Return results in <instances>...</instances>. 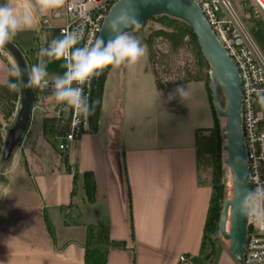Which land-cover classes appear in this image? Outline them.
Returning a JSON list of instances; mask_svg holds the SVG:
<instances>
[{"label": "crops", "instance_id": "crops-1", "mask_svg": "<svg viewBox=\"0 0 264 264\" xmlns=\"http://www.w3.org/2000/svg\"><path fill=\"white\" fill-rule=\"evenodd\" d=\"M50 12L34 19L42 23ZM39 51H22L27 66L47 60ZM47 69L50 80L62 75L64 61ZM192 74L159 79L148 48L136 65L111 67L98 132L67 152L57 149L45 112L58 103L37 97L28 138L0 161V264H85L89 226L109 229L107 264H180L182 255L193 264H238L207 231L212 185L204 162L215 116L206 79ZM178 84L189 88V98L168 102ZM85 173L96 183L92 203Z\"/></svg>", "mask_w": 264, "mask_h": 264}, {"label": "clouds", "instance_id": "clouds-1", "mask_svg": "<svg viewBox=\"0 0 264 264\" xmlns=\"http://www.w3.org/2000/svg\"><path fill=\"white\" fill-rule=\"evenodd\" d=\"M64 3L65 0H32L30 4L18 9L15 0H0V48L11 42L18 32L30 29L35 13H47L62 7ZM133 27L139 28L138 19L134 14L123 11L107 24L110 32L107 40L99 38L79 47L77 45L84 40V25L64 31L61 38L53 39L47 47L40 49L38 55L47 60L31 67L25 86L41 90L51 87L56 102L64 106L65 112L72 110L87 117L91 114V109L83 86L102 75L109 66L131 67L147 55V46L126 31ZM54 60H63L65 71L50 80L47 63ZM9 74L20 78L22 72L13 66L9 69ZM7 87L15 90L18 84L8 81ZM252 91L259 110L249 114L250 127L264 121V87L253 88ZM189 96V88L178 84L167 94V100H186ZM78 122L74 120L73 124ZM259 140L264 144V133ZM238 212L249 223L264 231V183L257 182L254 189H247L242 193ZM249 247L251 251L245 264H264V245L259 240H253Z\"/></svg>", "mask_w": 264, "mask_h": 264}, {"label": "water", "instance_id": "water-1", "mask_svg": "<svg viewBox=\"0 0 264 264\" xmlns=\"http://www.w3.org/2000/svg\"><path fill=\"white\" fill-rule=\"evenodd\" d=\"M123 11L134 14L139 21V27L151 19L164 16L183 22L196 36L202 54L212 69L210 72V89L217 116L225 120V125L222 128V137L226 142L223 147V151L226 153L224 164L231 171L233 184V196L223 204L219 232L221 237L229 243V251L236 262L242 264L249 222L239 214L238 207L242 193L251 189V184L242 133L243 85L238 69L213 33L202 9L194 0H121L109 11L99 38L104 40L109 38L110 32L107 24ZM135 30H137L135 27L126 29L129 33ZM9 49L22 72L20 77L21 106L19 110L21 119L18 120V126H22L26 122L28 124L30 122L31 115L28 114V109L30 107L33 109L34 104L32 105V103L36 102L37 95L33 87L25 86L29 79V69L22 52L12 45L9 46ZM96 81L97 78H94L88 85L87 99L91 114L86 117L87 133L91 132L92 102ZM42 91L53 92L51 87L39 89V92ZM221 93L225 100L224 106L221 101ZM18 139L21 141L22 138L19 137ZM15 143L14 130H10L5 144V158L11 156Z\"/></svg>", "mask_w": 264, "mask_h": 264}, {"label": "built area", "instance_id": "built-area-1", "mask_svg": "<svg viewBox=\"0 0 264 264\" xmlns=\"http://www.w3.org/2000/svg\"><path fill=\"white\" fill-rule=\"evenodd\" d=\"M121 0H65L62 7L52 9L49 16L42 20L47 31H55L62 36L64 31H71L84 25V40L79 46L99 38L104 22L111 8ZM202 12L228 56L236 65L243 85L241 118L246 154L249 166L251 189L257 182L264 183V144L259 137L264 133V121L249 126V114L257 112L253 88L264 87V55L260 52L247 29V22L264 20V0H194ZM88 85L85 84L84 95L87 97ZM53 124V137L57 149L67 152L86 130V117L74 111H64L59 104L45 111ZM68 120V123H67ZM78 120L77 124H73ZM67 126L65 132L59 130ZM259 240L264 245V231L248 223V236L242 264L251 251L249 245ZM180 264H193L185 255L179 257Z\"/></svg>", "mask_w": 264, "mask_h": 264}, {"label": "rangeland", "instance_id": "rangeland-1", "mask_svg": "<svg viewBox=\"0 0 264 264\" xmlns=\"http://www.w3.org/2000/svg\"><path fill=\"white\" fill-rule=\"evenodd\" d=\"M32 0H15L17 8H23L24 6L30 4ZM159 18V17H157ZM175 20V19H174ZM178 21V20H177ZM181 22V21H180ZM183 23V22H182ZM186 25V24H185ZM33 26L41 27V21L37 20V18L33 19ZM32 26V27H33ZM187 26V25H186ZM249 34L254 40L260 52L264 55V20L253 23H246ZM31 27V28H32ZM188 27V26H187ZM173 26L170 25V22L165 19H151L145 22L141 27H139L134 32L130 33L137 37L142 44L146 45L150 51V58L152 62V67L156 76L162 80H168V82H177L182 79H186L187 77H192L193 74H199V76L207 79H210V72L207 68L204 67L203 62L200 61L199 55L196 47L194 46L192 39L189 35L181 36L182 39L180 41L172 43L170 39L159 35L160 31L171 32ZM190 29V28H189ZM191 30V29H190ZM194 34V33H193ZM196 37V36H195ZM61 38V35L57 32L47 33L46 31H41L36 33V31H32L31 29H26L17 33V35L12 39L9 43L10 45L16 47L20 52L24 49H29L30 47L34 48H45L47 43H50L53 39ZM197 39V38H196ZM198 43V41H197ZM9 44H7L4 48H0V89L1 87H7V82L14 80L15 83L19 84V79L10 76L9 69L13 66L19 69V64L9 49ZM200 48V47H199ZM201 50V49H200ZM202 53V51H201ZM23 54V53H22ZM203 55V54H202ZM25 57V55L23 54ZM204 57V56H203ZM206 60V59H205ZM207 62V61H206ZM209 65V63L207 62ZM52 65V64H51ZM55 66V65H53ZM60 67V65H59ZM210 70L211 67L209 65ZM29 71L31 67L28 66ZM50 79V78H49ZM10 91V89L7 87ZM39 92V91H38ZM0 94L2 95V90H0ZM43 96L45 99H49V101L54 102L55 98L53 92L42 91L38 93V97ZM0 97V150L4 148V144L8 133L10 130H14L15 133V147H18L20 139H25V136L28 138L26 130H29L28 122H26L22 126H18V120L21 119L19 114L20 110V99L15 102L14 109L12 111L11 116H5L2 109L7 106L6 100ZM224 99L221 97V101ZM43 100V99H41ZM45 102V101H43ZM222 102L225 103V100ZM35 101L32 105H35ZM32 107L28 109V114L31 115ZM34 108V106H33ZM219 118V117H218ZM219 125L222 128L225 125V120L219 118ZM35 130V128H34ZM40 129L38 128L36 135L40 134ZM38 133V134H37ZM212 136V135H210ZM223 136V133H222ZM211 138V137H210ZM213 138V137H212ZM47 139V138H46ZM211 140V139H210ZM213 140V139H212ZM223 140V137H222ZM53 139H51V147L54 148ZM226 142L222 141V152H221V160H222V173L218 178V183L222 186V200L221 202L224 204L227 200H230L233 196V184H232V176L230 169L224 164V160L226 158V153L223 151V147ZM214 147L211 150L210 155H206V159L204 162V171L207 174L211 185L214 180V171L211 166H209L208 160L212 157L211 155L214 153ZM1 161V157H0ZM0 169V175H1ZM215 236L218 238V241L221 245L228 248L229 243L225 241L220 232H216Z\"/></svg>", "mask_w": 264, "mask_h": 264}, {"label": "trees", "instance_id": "trees-1", "mask_svg": "<svg viewBox=\"0 0 264 264\" xmlns=\"http://www.w3.org/2000/svg\"><path fill=\"white\" fill-rule=\"evenodd\" d=\"M155 19H165L170 22V25L173 26L171 32L163 31L161 30L159 35H162L164 37H167L170 39L172 43L180 41L182 39L181 36L189 35L192 39V42L195 49L198 52L200 61L203 62V65L205 68H207L209 71V65L207 64L205 58L203 57L201 50L199 48V45L197 43V39L193 32L187 27L184 23L171 19L169 17H159ZM180 39V40H179ZM112 66H109L106 68L102 75H100L97 78L94 94H93V102H92V119H91V134H95L98 132L99 128V116L101 111V105H102V97L104 92V83L106 80V76L108 74L109 69ZM30 72V71H29ZM18 88L15 90H8L5 87H1L0 90H2V95L0 94V97H3L2 99L6 100L7 106L2 109L5 116H11L12 111L15 106V102L20 99L21 103V90H20V78ZM207 85L209 88V93L211 97V103H212V109L215 116V126L212 130H210V134L212 135V146L214 147V153L211 155L212 157L208 160L209 166L212 167L214 171V180L212 184V197L210 201V208L208 213V221H207V231L209 233L215 234L219 231V223L222 215L223 210V203L222 200V186L220 183H218V178L220 177L222 173V160H221V152H222V132L219 125V118L217 116L215 106L213 103V98L211 94L210 89V79L207 78ZM14 82H16L14 80ZM36 95L38 97V91L39 88H34ZM221 97L223 98V94L221 93ZM224 99H222L223 101ZM223 106L225 105L224 102H222ZM68 123V120H67ZM54 125H56V122H53ZM59 127V130L65 132L67 130V126L64 128H61V125H57ZM8 137V136H7ZM7 141V138H6ZM5 141V144H6ZM22 141L20 142V144ZM5 144L4 148L0 150V157L2 158L4 156L5 152ZM19 144V145H20ZM83 190L86 196V199L89 203L94 202L95 198V192H96V183L94 176L91 173H85L83 175ZM51 229V228H50ZM112 245V242L110 240V234L109 229L107 227H101V226H89L87 228L86 232V239L84 242V249H85V264H107V258H108V252L109 248Z\"/></svg>", "mask_w": 264, "mask_h": 264}]
</instances>
